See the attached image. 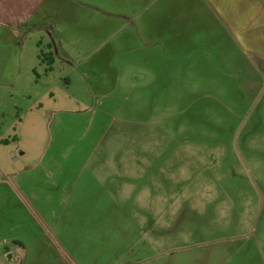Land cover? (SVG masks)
Here are the masks:
<instances>
[{"label": "rangeland", "instance_id": "rangeland-1", "mask_svg": "<svg viewBox=\"0 0 264 264\" xmlns=\"http://www.w3.org/2000/svg\"><path fill=\"white\" fill-rule=\"evenodd\" d=\"M169 2L138 19L64 0L19 29L0 72V264H264L263 62L204 52L202 22L176 40Z\"/></svg>", "mask_w": 264, "mask_h": 264}, {"label": "crops", "instance_id": "crops-1", "mask_svg": "<svg viewBox=\"0 0 264 264\" xmlns=\"http://www.w3.org/2000/svg\"><path fill=\"white\" fill-rule=\"evenodd\" d=\"M70 1L87 6L97 4V0ZM152 1L154 0H107L109 5L114 2L133 8L126 12L127 16L135 9V16L138 19L148 18V14L145 16L144 12L148 8L146 4L149 5ZM48 2L50 0H0V72L3 71L5 74L7 63L9 64L15 54V48H21V43L24 42V39H20L19 29L27 27L25 25L28 23L29 28L34 25L43 27L45 24L42 23L48 20L49 13L53 14V18L56 16L57 20L63 9L64 0H52L51 7ZM141 3L145 4L146 9L139 8ZM142 9L145 10L141 12ZM103 12L106 13V10ZM165 16L167 18L165 20L176 21L175 26L177 21H183V27L179 30L180 35L174 37L176 40L182 39L183 35H185L183 40L192 39L189 31L194 28L193 23L202 22L203 30L202 33H198L197 40L201 36L205 40L203 44H209V48L203 49L204 52L216 57L224 51L227 53L224 56L233 57L232 51L241 48L243 55L237 53L238 59L243 60L245 57L243 61L253 69L257 58L263 62L264 68V0H170L169 12H166ZM52 32V40L55 42L54 35L56 38L57 35ZM53 41H50V48L53 47ZM218 48L222 50L213 54L212 51ZM17 263L26 264V260L19 259Z\"/></svg>", "mask_w": 264, "mask_h": 264}, {"label": "trees", "instance_id": "trees-1", "mask_svg": "<svg viewBox=\"0 0 264 264\" xmlns=\"http://www.w3.org/2000/svg\"><path fill=\"white\" fill-rule=\"evenodd\" d=\"M40 58H45L46 60H50V64H49L48 68L52 70V64L55 61L53 53H51V52H49V53L41 52L40 53Z\"/></svg>", "mask_w": 264, "mask_h": 264}]
</instances>
